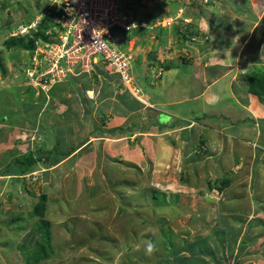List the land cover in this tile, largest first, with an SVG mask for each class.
<instances>
[{
  "label": "rangeland",
  "instance_id": "1",
  "mask_svg": "<svg viewBox=\"0 0 264 264\" xmlns=\"http://www.w3.org/2000/svg\"><path fill=\"white\" fill-rule=\"evenodd\" d=\"M139 1L130 0L139 14H172L161 23L154 18L155 29L142 33L150 42L156 36L170 38L172 46L179 41L182 45L185 35L192 45L234 43L244 29L243 13L254 9L249 0H210L214 15L230 20H218L214 28L193 0H148L147 8ZM46 3L0 0V264H264V146L258 138L241 137L239 133H249L242 123L220 118L216 127L222 129H217L212 147L185 152L176 131L156 135L157 117L150 111L155 105L141 103L133 94L121 118L102 115L92 104L98 96L90 100L83 91L96 84L88 83L84 74L95 73L97 64L80 77L71 74L65 83H44L33 63L34 51L16 49L9 41L29 31H39L42 47L59 41L60 33L46 19L40 29L47 28L48 39L45 30L30 28ZM260 3H254L255 9H264V0ZM250 29L248 24L247 33ZM251 36V45L239 54L244 60L253 50L257 53L254 45L264 38V30ZM257 59L246 66V75L264 74L255 66L264 63V55ZM130 77L139 80L134 79L137 73ZM200 82L203 87L205 82ZM62 88L70 96L57 95ZM88 101L92 105L86 106ZM219 101L212 106L218 111ZM228 109L238 117L244 114L231 105ZM169 120L168 115L161 118L163 123ZM74 145L80 147L61 154ZM249 149L259 156L255 164ZM28 152L36 161L23 165ZM39 203L45 204L44 215H31ZM45 220L50 222V243L39 229ZM149 241L156 251L146 256ZM37 245L46 249L34 261L30 254ZM207 248L219 251L217 257Z\"/></svg>",
  "mask_w": 264,
  "mask_h": 264
},
{
  "label": "crops",
  "instance_id": "2",
  "mask_svg": "<svg viewBox=\"0 0 264 264\" xmlns=\"http://www.w3.org/2000/svg\"><path fill=\"white\" fill-rule=\"evenodd\" d=\"M197 1L198 0H193L192 4H196L207 13H201V15L205 16L209 22L212 21V26L214 28H217L219 24L218 20L221 21V24L222 22L227 24L230 22V20L223 15L221 19L217 16L218 19L214 15L213 5H210L211 2L205 5L207 3L204 1L206 0H199V4H197ZM249 1L254 9L249 10L247 13H243L244 16L242 17L243 20L240 26L244 29L240 35H237L236 38L233 39L234 43H223L220 45L215 43V45L206 44L203 46V44L199 45V42H196L192 45V42H190L191 39L186 36L185 40L181 39L182 45L179 41L178 44L172 46L170 38H163L161 33L160 35L163 40L161 37L156 36L154 40L150 42L147 38L142 37L143 34L147 35L146 33H150L149 30H151V28L155 29L156 24L152 21L154 18L162 17V14L163 17H165L166 14H168V16L172 14L164 10L157 11L155 16L149 13L139 14L138 11L132 8L130 1L126 0V3L128 2L127 9H129V11H127L128 15L134 17L136 21L143 23L144 27L138 28L132 35H117L118 43L124 47L132 48L136 53L135 73L139 75V78L135 79L140 80H137V82L144 88L147 99H149L148 102L153 103L156 107L157 111L150 110L154 115L156 114L157 117L155 125L159 128H157L156 135H160L163 132L168 133L176 131L181 140L180 145H183V150L185 152H187V149L198 151L199 148L207 149L209 146L212 147L214 137L219 131L217 129H222L216 127V123L220 118L226 119L229 123L232 121L234 123L233 125H235L236 122L242 123L241 126L244 132L249 133L243 135V132L239 133L241 137L249 134L253 138H258L261 145L264 146V125L261 126L264 122V107L259 102L258 98V102L256 104L254 103L257 101L254 100L256 95L249 92L248 74L246 75L245 73V68L248 64L251 62L253 64L255 60H258L257 57L263 58L264 38L261 42H255L254 48L257 49V53L253 50L250 55L246 54V60L239 57V54L243 55L242 50L251 45V43H248L249 38H252L251 32L255 34L261 32L262 29L264 30V9H255L254 7V3H258L259 7H261V0ZM139 2H141L142 8L148 7V0H140ZM245 3L247 4L248 2ZM182 7L183 6H180L181 10ZM184 10H186V14L190 12L186 8H184ZM189 15L193 18L196 17V14H192L191 12ZM198 15L200 16V14ZM140 16L141 18H139ZM146 20L149 23L146 24ZM248 24L251 28L249 33H247L246 30ZM206 27L208 26H202L203 29H206ZM131 43H133L132 47ZM250 49L252 50V47ZM223 55H225V57H223ZM261 63L264 64L262 61ZM230 65H232L231 68H229ZM139 67L142 68L139 69ZM195 67L198 69L197 71L200 72L201 77L195 73ZM156 69L157 73L154 72ZM95 71L96 72H92V74H84V79L88 78V83H94L95 81L96 84H93V87L90 86V88H85L83 91L87 97L85 95L83 96L87 99H90L92 95L98 96L96 99L93 98L95 100L92 101L93 103L88 101L86 106L89 102L90 105L95 103V108L98 106L100 111L103 112H101L102 115L108 114L111 120H118L119 117H122L121 114L126 112L125 108L128 107L126 104L132 101L133 96L129 90L124 88L116 74L117 78L104 70L101 61L98 62ZM75 74L78 75L81 74V72L78 71ZM95 76L96 79L94 80ZM76 77H80V75ZM197 78L205 82L203 87L200 80ZM97 81H100L101 84ZM102 82L104 83L102 84ZM113 83H116V85H112ZM214 85H216V88L211 90V87ZM195 86L196 89H193ZM64 88L58 91L57 95L59 94L60 97L70 96L69 91L64 90ZM147 88L148 90H146ZM119 99L122 102L117 101ZM219 99V103L222 104L220 111H218L216 107H212L214 102ZM230 105L233 106L237 112H244L242 117H238L239 114L229 110L228 107ZM68 107L65 106V108ZM86 108H88V112H90V107ZM167 115L170 116V120L163 123L161 118ZM231 116L232 118H230ZM233 118L234 120H232ZM246 129H248V131H246ZM84 141L80 145L86 143ZM79 147L80 146H78V148ZM162 153L165 155L163 151ZM248 153H251L250 155L253 156L252 163L253 161L254 164L257 163V158L259 159V156H255V152L251 151V149H249ZM62 164H64V161H62ZM86 184L90 183L87 182ZM90 185L92 186L93 184ZM225 230L226 235L229 237L227 231L228 227L225 226ZM259 237L260 240L263 239L262 234ZM228 252L232 254L231 251ZM192 253H194V251H192ZM209 253L215 258L219 251L213 250V252ZM225 253L226 252H224V256ZM228 255L229 254H226V257H228ZM209 264L214 263L209 262Z\"/></svg>",
  "mask_w": 264,
  "mask_h": 264
},
{
  "label": "built area",
  "instance_id": "3",
  "mask_svg": "<svg viewBox=\"0 0 264 264\" xmlns=\"http://www.w3.org/2000/svg\"><path fill=\"white\" fill-rule=\"evenodd\" d=\"M46 1V8L30 28L36 30L44 17H50V26L60 33V39L45 42L43 47L44 41L36 43L32 59L38 78L54 84L78 71L93 70L101 61L105 70L119 72L132 94L145 102V94L130 77L134 55L117 43L118 33H128L139 25L128 16L126 0Z\"/></svg>",
  "mask_w": 264,
  "mask_h": 264
},
{
  "label": "trees",
  "instance_id": "4",
  "mask_svg": "<svg viewBox=\"0 0 264 264\" xmlns=\"http://www.w3.org/2000/svg\"><path fill=\"white\" fill-rule=\"evenodd\" d=\"M5 8V7H4ZM46 21H49L50 22V25H52L51 24V21H52V19L50 18V17H46ZM49 24V23H48ZM40 26L41 25H38V30H40V32H42L43 33V31L45 30V35H44V38H46V39H48V36H47V34H46V29L45 28H41L40 29ZM48 27V26H47ZM37 30V31H38ZM174 32H176V33H178L179 34V36H183V35H181V33L180 32H177L176 30L174 31ZM38 33H39V31L38 32H36V31H29L28 33H25L24 35H21V37H12L11 39H10V43H11V47H15L16 49H23V48H27L28 49V51L29 52H33L34 50H35V48H36V43L38 42V41H44L43 39H41L40 37H38ZM190 33H192V32H190ZM185 36H187L188 37V35H185ZM185 36H183L182 37V39H186V37ZM189 38V37H188ZM102 60V59H101ZM104 63L102 62V65H103ZM255 66H257V70H260V71H262L263 73H264V65L262 64V63H258V65H255ZM95 69V68H94ZM106 71V70H105ZM107 72V71H106ZM109 73V72H108ZM112 74V73H111ZM71 75V74H70ZM70 75H68V76H70ZM72 75H75V76H78V75H81V74H78V75H76V74H72ZM67 76V77H68ZM66 77V79L65 80H63V81H60V82H57L56 84H58V83H65L66 82V80L68 79ZM247 77L250 79V85H249V90L251 91V92H253V93H255V94H257V96H258V98H259V100L261 101V103H263L264 104V74H260V75H258L257 77H254L251 73H249L248 75H247ZM75 79V78H74ZM55 84V85H56ZM93 125L95 126V128L96 127H98L95 123H93ZM78 146L79 145H74V146H71L69 149H67L66 150V152H61V154L63 155V154H71V153H73L75 150H77L78 149ZM19 157V156H18ZM17 157V158H18ZM17 161H21L20 159H17ZM36 160L32 157V154H31V152H28V153H26L25 154V158L21 161V162H23V165H25L27 162L29 163V162H35ZM22 170V169H21ZM24 170V169H23ZM24 172H25V170H24ZM24 172H22L21 171V173H24ZM93 186V185H92ZM95 186V185H94ZM42 198L44 199V197L42 196ZM36 207L32 210V212H31V215H39V216H43L44 215V210H45V204L44 203H39V204H37V205H35ZM44 229L45 230V232H44V235H43V240H45V241H47V242H49L50 243V239H51V235H50V222L49 221H47V220H45L43 223H41L40 225H39V229ZM38 244H40V242L38 243ZM38 246V248L36 249V251H32L31 252V254H30V257L34 260V261H36V260H38L39 259V253L41 254V253H45L44 251H42V249H46L45 248V246H43V247H41V245H37ZM193 247H195V245H192ZM192 246H191V248H192ZM209 246V245H208ZM39 248H41V249H39ZM207 249H210V250H208L207 251V253H209V252H213V249L212 248H207ZM212 249V250H211ZM38 250V251H37ZM192 250V249H191ZM193 251V250H192ZM39 252V253H38ZM186 261H189L188 263H190L191 261V259L190 258H188V260L187 259H185ZM185 264H187V262L185 263Z\"/></svg>",
  "mask_w": 264,
  "mask_h": 264
},
{
  "label": "clouds",
  "instance_id": "5",
  "mask_svg": "<svg viewBox=\"0 0 264 264\" xmlns=\"http://www.w3.org/2000/svg\"><path fill=\"white\" fill-rule=\"evenodd\" d=\"M130 1V0H129ZM204 2H207L208 4H209V0H206V1H204ZM128 3V2H127ZM126 3V4H127ZM128 14V13H127ZM129 16V15H128ZM172 16V15H171ZM169 17V16H168ZM130 18L133 20V21H135L136 23H138L139 25L137 26V27H135L132 31H131V33H133L134 31H136V30H138V28H140L139 26H142V27H144V25H143V23H141V22H138V21H136L135 19H133L131 16H130ZM167 17L165 16V17H158V18H156V19H158L159 20V23H161V20L163 21V20H165ZM44 19H46V17H44L42 20H44ZM42 23V21L40 22V24ZM39 24V25H40ZM50 25V24H49ZM141 27V28H142ZM125 35H127V34H130V32H128V33H124ZM117 35H120V33H118ZM120 36H122V35H120ZM117 37V36H116ZM117 43H118V40H117ZM119 44V43H118ZM120 45V44H119ZM120 46H122V45H120ZM122 47H124V46H122ZM124 48H126V49H129L130 51H132V53H133V55H134V60L131 62V70H130V73H133V74H135V65H134V63H135V60H136V53H135V51L132 49V48H127V47H124ZM104 66V65H103ZM104 70H105V68H104ZM78 71V70H77ZM109 73H114V74H116L117 76H118V78H119V80H120V82H121V84L122 85H126L125 83H124V81H123V79H122V77H121V75H120V73L119 72H116V71H114V72H109ZM135 79V78H134ZM134 83L135 84H137L141 89H142V91H143V93L145 94V96H146V93H145V91H144V88L138 83V82H136V81H134ZM129 90V89H128ZM130 91V90H129ZM131 92V91H130ZM131 94H132V92H131ZM140 102L141 103H143L142 102V100H140ZM145 104H148L149 102H148V99H146L145 100V102H144ZM156 251V244L154 243V242H152V241H149L147 244H146V246H145V249H144V252H145V255L146 256H151L154 252Z\"/></svg>",
  "mask_w": 264,
  "mask_h": 264
}]
</instances>
